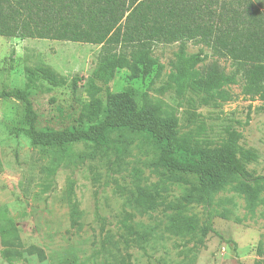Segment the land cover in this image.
<instances>
[{"label": "rangeland", "instance_id": "1", "mask_svg": "<svg viewBox=\"0 0 264 264\" xmlns=\"http://www.w3.org/2000/svg\"><path fill=\"white\" fill-rule=\"evenodd\" d=\"M252 1L264 11V0ZM181 49L188 57L201 53V66L216 61L233 72L229 60L203 46L156 44L159 68L149 77L128 82L123 71L108 83H88L98 46L0 37V94L26 92L37 130L87 129L110 111L112 95L128 92L134 113L177 122L176 160L228 156L239 168L204 192L197 175L166 166L161 144L145 132L32 145L24 104L0 97V264H264V102L242 95L240 77L229 101L195 89L179 95L169 77ZM41 65L67 84L53 87L35 75ZM138 189L160 194L163 206L132 203ZM179 205L193 228H173Z\"/></svg>", "mask_w": 264, "mask_h": 264}, {"label": "trees", "instance_id": "2", "mask_svg": "<svg viewBox=\"0 0 264 264\" xmlns=\"http://www.w3.org/2000/svg\"><path fill=\"white\" fill-rule=\"evenodd\" d=\"M0 37L98 46L97 64L88 83H108L123 71L128 82L147 78L159 68L153 58L154 45L193 43L209 49L217 59L229 60L233 72L224 73L216 61L201 66V53L188 57L181 49L169 77L179 95L195 89L217 93L229 101L228 88L237 85L240 77L242 95L264 102V11L252 0H0ZM33 73L53 87L67 84L48 66H38ZM79 81L73 78L74 90ZM0 97L24 104L25 135L32 145L51 148L82 141L98 143L108 131L125 129L145 132L158 141L166 166L197 175L204 192L223 172H239L228 156L214 161L176 160L173 133L177 122L162 123L134 113L128 92L110 97L112 108L102 121L87 129L63 131L36 129L38 116L26 92H2ZM85 111H91L90 107L85 106ZM159 198L160 194L138 189L132 203L156 208L163 206ZM175 209L173 228H193L182 214L184 206Z\"/></svg>", "mask_w": 264, "mask_h": 264}, {"label": "crops", "instance_id": "3", "mask_svg": "<svg viewBox=\"0 0 264 264\" xmlns=\"http://www.w3.org/2000/svg\"><path fill=\"white\" fill-rule=\"evenodd\" d=\"M1 38H3V39H4V38H6V37H1ZM34 40H37V39H34ZM19 41H20V39H19Z\"/></svg>", "mask_w": 264, "mask_h": 264}]
</instances>
